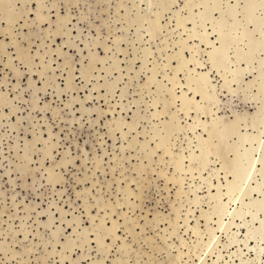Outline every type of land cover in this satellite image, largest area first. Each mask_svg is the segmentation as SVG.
I'll list each match as a JSON object with an SVG mask.
<instances>
[{
    "label": "rangeland",
    "instance_id": "374dc122",
    "mask_svg": "<svg viewBox=\"0 0 264 264\" xmlns=\"http://www.w3.org/2000/svg\"><path fill=\"white\" fill-rule=\"evenodd\" d=\"M263 88L264 0H0V264H264Z\"/></svg>",
    "mask_w": 264,
    "mask_h": 264
},
{
    "label": "bare ground",
    "instance_id": "6f19581e",
    "mask_svg": "<svg viewBox=\"0 0 264 264\" xmlns=\"http://www.w3.org/2000/svg\"><path fill=\"white\" fill-rule=\"evenodd\" d=\"M243 51H245V50H243ZM259 52V51H258ZM245 87V86H244ZM264 89V88H263ZM253 95V94H252ZM263 108H264V106H263ZM264 110V109H263ZM218 129V128H217ZM220 130V129H219ZM246 141V140H245ZM244 142V141H243ZM222 143V142H221ZM246 148V147H245ZM244 148V149H245ZM250 148V147H249ZM252 151V150H251ZM250 153V152H249ZM251 165V164H250ZM249 173V172H248ZM248 176V175H247ZM263 197H264V194H263ZM264 202V201H263Z\"/></svg>",
    "mask_w": 264,
    "mask_h": 264
}]
</instances>
